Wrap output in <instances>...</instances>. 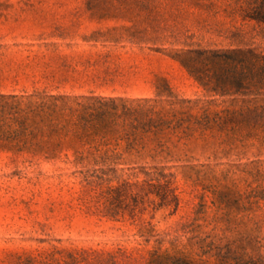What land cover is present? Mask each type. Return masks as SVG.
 Listing matches in <instances>:
<instances>
[{"label":"rangeland","instance_id":"1","mask_svg":"<svg viewBox=\"0 0 264 264\" xmlns=\"http://www.w3.org/2000/svg\"><path fill=\"white\" fill-rule=\"evenodd\" d=\"M238 5L0 0V100H150L191 115L239 110L249 98L206 93L177 60L197 47L264 52V24L242 19ZM246 133L171 135L170 154L158 163L171 175L176 197L167 205L156 195L157 180L138 171L82 180L47 162L40 171L26 169V155L0 149V264L8 263V254L42 247L70 251L69 264H147L155 251L198 260L206 236L215 246L264 261V200L252 197L264 191V143ZM212 191L230 200L227 207L211 203ZM200 204L203 213L196 214ZM224 214L232 223L219 219ZM42 235L62 241L21 239Z\"/></svg>","mask_w":264,"mask_h":264},{"label":"trees","instance_id":"2","mask_svg":"<svg viewBox=\"0 0 264 264\" xmlns=\"http://www.w3.org/2000/svg\"><path fill=\"white\" fill-rule=\"evenodd\" d=\"M236 2L242 19L264 24V0ZM177 60L206 93L232 100L249 98L246 106L214 113L204 109L199 115H191L175 109L171 102L169 108H164L150 100L129 104L102 98L71 102L49 98L23 103L14 97H1L0 149L26 155V169L40 171L42 162H47L71 171V175H81L82 180H111L118 172L134 175L138 171L147 180H157L153 186L161 205L175 202L167 181L171 175L164 172L165 166H158L160 158L170 154L171 135L187 137L196 130L227 135L246 131L249 137L260 136L264 143V52L254 48L197 47L181 52ZM212 193L214 206L227 207L229 199ZM252 197L264 200V191ZM203 208L200 204L196 214H202ZM219 219L232 223L229 214ZM208 238L200 240L198 260L179 251H155L147 264H264L261 259L236 255L228 246H215L206 241Z\"/></svg>","mask_w":264,"mask_h":264},{"label":"crops","instance_id":"3","mask_svg":"<svg viewBox=\"0 0 264 264\" xmlns=\"http://www.w3.org/2000/svg\"><path fill=\"white\" fill-rule=\"evenodd\" d=\"M23 242H30L37 245H50L60 243L61 237L53 236H27L21 238ZM70 251H64L54 247L31 248L20 250L7 255V264H69Z\"/></svg>","mask_w":264,"mask_h":264}]
</instances>
